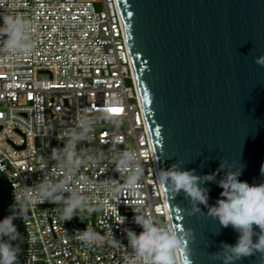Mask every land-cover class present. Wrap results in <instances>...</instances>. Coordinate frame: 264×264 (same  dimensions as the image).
<instances>
[{"label": "built area", "instance_id": "built-area-1", "mask_svg": "<svg viewBox=\"0 0 264 264\" xmlns=\"http://www.w3.org/2000/svg\"><path fill=\"white\" fill-rule=\"evenodd\" d=\"M0 14L30 21L34 45L28 54L0 52V172L12 194L14 184L23 191L45 175L58 176L52 150L63 146V130L75 126L82 110L92 115L107 111L111 117L101 119L92 140L79 146L90 153L103 151L105 159L100 166L80 169L75 186L89 201L76 217L62 221L61 206L47 202L23 212L26 264H123L127 252L122 245H85L77 230L90 226L101 235L112 232L127 246L124 229L142 231L132 208L147 210L164 223L171 216L166 192L156 182L159 163L119 1L0 0ZM115 136L122 141L120 149L137 152L144 176L134 192L124 189L112 199L92 181L123 184L125 174L117 173L110 159Z\"/></svg>", "mask_w": 264, "mask_h": 264}, {"label": "water", "instance_id": "water-1", "mask_svg": "<svg viewBox=\"0 0 264 264\" xmlns=\"http://www.w3.org/2000/svg\"><path fill=\"white\" fill-rule=\"evenodd\" d=\"M118 1L159 168L182 160L184 170L202 176L216 172L225 157L244 166L241 181L264 182V67L254 63L264 54V0ZM203 186L215 205L223 189ZM13 203L0 172V220ZM173 205L187 207L183 193L168 206L174 225L194 230L192 264H219L211 254L222 242L234 245L238 233ZM13 223L23 242L12 243L21 248L19 264H26V227L22 217ZM239 264H257V256Z\"/></svg>", "mask_w": 264, "mask_h": 264}, {"label": "clouds", "instance_id": "clouds-1", "mask_svg": "<svg viewBox=\"0 0 264 264\" xmlns=\"http://www.w3.org/2000/svg\"><path fill=\"white\" fill-rule=\"evenodd\" d=\"M0 52L6 54H28L33 48L31 23L19 14H0ZM254 63L264 67V54L254 58ZM110 120L105 111L100 115L89 114L82 110L75 120L74 127L62 132L63 146L53 148L51 159L58 176L45 175L35 186L21 191L13 187L14 203L9 206L10 215L0 220V264H19L21 248L13 241L23 242V237L13 223L34 203H51L60 205V219L64 222L76 217L89 201V196L75 186L80 169L85 165L100 166L104 159L103 151L89 152L79 147L92 140L91 133L101 120ZM119 136L112 139L109 147L111 163L117 173H124L123 184L119 180L92 181L109 198L118 197L124 189L135 191L144 176V168L135 150L120 149ZM159 157H156V161ZM184 161L177 160L167 169H156V182L165 190L168 202L181 193L187 201V207L172 206L178 213L187 216H203L218 221L222 228L231 227L238 233L234 245L221 243L220 251L211 254L219 264H239L247 257L257 256V264H264V182L249 184L241 181L243 165L239 161H229L222 157L220 166L214 173L197 175L195 170H184ZM223 172L221 179L216 177ZM264 175V164L260 168ZM217 183L223 191L215 205H209V189L203 185ZM203 205L207 211L200 207ZM92 209H89L91 211ZM135 213L133 221L142 228L137 234L125 228L127 246L116 241L112 232L101 235L92 227L77 230V239L85 245L110 244L122 245L127 252L123 264H179V254H183L187 264H192L190 244L195 240L194 230L171 221L164 223L144 209L132 208ZM126 217L122 223L125 224ZM259 231H256V229ZM218 234V232H216ZM256 238L255 240L253 238Z\"/></svg>", "mask_w": 264, "mask_h": 264}, {"label": "snow or ice", "instance_id": "snow-or-ice-1", "mask_svg": "<svg viewBox=\"0 0 264 264\" xmlns=\"http://www.w3.org/2000/svg\"><path fill=\"white\" fill-rule=\"evenodd\" d=\"M108 111L112 112V113H119L122 111V109H119V108H110L108 109Z\"/></svg>", "mask_w": 264, "mask_h": 264}]
</instances>
